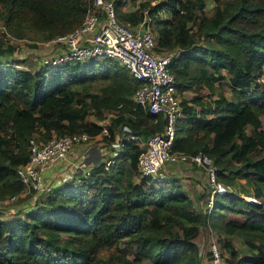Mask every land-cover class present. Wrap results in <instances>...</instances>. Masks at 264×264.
<instances>
[{"label":"trees","instance_id":"1","mask_svg":"<svg viewBox=\"0 0 264 264\" xmlns=\"http://www.w3.org/2000/svg\"><path fill=\"white\" fill-rule=\"evenodd\" d=\"M212 1L210 15L206 0H142L131 9L125 0L113 4L118 22L134 26L148 18L158 47L175 50L169 68L182 115L172 151L208 155L226 191L215 195L210 208L198 210L178 176L139 174L141 146L122 139L108 168L99 161L79 183L56 185L40 201L23 197L15 216L0 220V264H141L145 252L127 256L128 244L136 242L157 247L156 264H202L194 238L207 222L221 234L219 245L229 253L230 264H264V89L254 83L264 63V0ZM92 7L93 0H0V200L23 191L17 169L29 160L33 142L100 133L101 125L88 115L99 120L108 108L119 107L107 123L111 138L121 139L116 131L124 125L142 141L163 128L161 114L133 103L138 81L115 59L98 55L33 70L12 57L15 47L7 34L22 38L32 31L49 41L80 26ZM223 79L230 95L214 92L212 105L198 109L190 101L201 95L182 96L195 86L211 89ZM236 191L251 192L261 201H247L233 195ZM208 196L209 191L201 195ZM228 211L246 217L226 220ZM233 235L243 237L246 252L235 247ZM105 247L112 253L98 257Z\"/></svg>","mask_w":264,"mask_h":264},{"label":"built area","instance_id":"2","mask_svg":"<svg viewBox=\"0 0 264 264\" xmlns=\"http://www.w3.org/2000/svg\"><path fill=\"white\" fill-rule=\"evenodd\" d=\"M52 42L64 46L62 53L54 59H45V63H57L65 60H83L94 56L115 59L128 69L129 74L138 81L132 101L151 114H161L164 125L145 141L129 126H122L116 133L121 139H113L110 146L119 150L123 140H135L141 146L137 157V171L141 175H158L166 161L190 162L201 166L207 176L210 187L206 206L210 208L216 194L224 193L226 186L217 180V166L205 153L186 154L172 151V142L176 133V121L182 115L181 98L177 92L173 74L169 68L170 54L158 47L150 19L145 18L137 25L130 26L117 21L112 0H93L80 26L73 31L57 35ZM254 83L264 89V63L254 76ZM102 129L96 135L86 132L53 136L46 141L33 142L30 146L29 160L19 165L17 173L27 190L40 193L45 189L42 169L54 160L64 159L72 146L90 142L95 136L102 135L109 140L110 132L105 118L99 119ZM111 138V137H110ZM117 153L104 159V167L114 161ZM91 169H82L71 180L79 183L82 177L90 174ZM23 191L22 193H24ZM17 195L9 197L15 201ZM256 200L254 197L251 201ZM211 261L221 262L216 244H211Z\"/></svg>","mask_w":264,"mask_h":264},{"label":"rangeland","instance_id":"3","mask_svg":"<svg viewBox=\"0 0 264 264\" xmlns=\"http://www.w3.org/2000/svg\"><path fill=\"white\" fill-rule=\"evenodd\" d=\"M139 1H142V0H139ZM139 1L138 0H125L124 5L128 9L135 8L138 5ZM150 1H152L153 3L156 0H150ZM213 9H214V2L212 0H206V6H205L206 15H210ZM161 15L163 17L167 16L166 14L164 15L162 13ZM3 32H4V23L0 17V37L2 36ZM27 34L28 36H25L22 38L13 37L12 35L7 34V38H6L9 44L15 47L12 57L18 58V59L20 58L24 60L22 67H35L36 69L37 67H39V65L45 64V59H54L58 57L59 51L61 52L62 50V47H60L59 44L52 42L51 40L48 41V40L42 39L39 33L29 31ZM165 51L166 53L170 55L175 54V50H165ZM92 85H93L92 88L95 89L97 87V82L96 81L93 82ZM217 91L224 92L230 95V89L225 79H223L222 82H220V84H215L214 87L211 89L207 87H199V86L192 87L188 91L184 92L182 96L187 97L188 99L194 98L197 95H201L202 97L205 96L208 98L209 95L210 97L211 95H215L214 92H217ZM179 96L181 98L180 94ZM192 100L194 101V99ZM197 108L199 109L200 107L197 105ZM119 111H120V108L115 106V107L108 108V110L105 113L109 114V120H110L112 117H115ZM260 118L262 121V127L264 128V113H261ZM88 119L90 121H93L95 117L93 115H88ZM251 129L252 127L248 125L247 132H250ZM34 136H35L34 141H37L38 140L37 135L34 134ZM168 162L170 161H166L165 163H168ZM135 175L138 176L139 174L137 173ZM238 181L244 182V179L239 177ZM208 188H209V185H208ZM23 191H25V193H22ZM23 191L20 194H18L15 201L9 200V198L0 200V220L12 219V217L15 216L16 211L19 210L17 209V207L19 206L22 199L25 198L26 200L28 196L33 195V198L34 197L38 198L36 199V201L38 200L40 201L48 193V192L47 193L44 192L42 196L41 195L39 196V194L35 195L34 191L27 190L25 187ZM237 193L238 192L236 191V193H233V195L235 196L237 195L247 201H251V198L254 197L256 199L254 200L255 204H258L261 201V199L259 200L258 198L253 196L251 192L248 193L247 195L242 194V193H238V194ZM194 203H195V207L198 210L200 209L203 211V209H205L206 200H204L203 202L195 201ZM237 205L241 206L244 211L246 210L248 213H250L253 216L257 214L256 211L247 208L245 205L240 204V202H238ZM244 217H246V214H243L242 212H235V211H228L225 215L226 220L228 219L242 220ZM220 235L221 234H219L217 230L211 227L209 222H207L206 224H204L203 226L199 228L198 234L194 238V241L197 243L199 247V256H200L202 264H213L211 261L212 256H211V248H210L212 243L216 244L219 255L221 256V262L219 264H230L227 261V259L230 256L229 253L219 245L218 237ZM231 240L238 250H240L241 252L247 251V244L244 241L242 236L233 235L231 236ZM137 250H141L146 253V256L142 259L141 264H156L157 263L158 249L153 243L151 242L130 243L128 244L127 249H126L127 256L131 257L132 252H135ZM111 253H112V249L105 247L98 252L97 256L105 258Z\"/></svg>","mask_w":264,"mask_h":264},{"label":"crops","instance_id":"4","mask_svg":"<svg viewBox=\"0 0 264 264\" xmlns=\"http://www.w3.org/2000/svg\"><path fill=\"white\" fill-rule=\"evenodd\" d=\"M59 46L62 47L61 52L59 51L60 54L65 48L63 45ZM30 68L33 70L35 69V67ZM213 97V95L208 98L203 96L199 100L194 101L191 99L190 103H193L196 107L197 105L199 107H206L207 105H212ZM104 118L109 123L110 120L108 113H106ZM93 120L98 121L96 118ZM186 126L183 129L184 135H187L188 133V127ZM113 139H117V136L107 140L106 137L97 135L90 142L72 146L64 159L54 160L44 166L42 169V177L45 183V189L40 193L35 192V195L39 194V196H42L44 192H49L54 186L71 181L72 175L79 173L81 168L91 169L99 161H103L111 154H118V151H116V149L111 147L109 144V142ZM158 174L178 176L184 190L194 202H203L204 200L207 201V198L201 197V195L209 191L210 187L208 188L206 172L201 166L190 162H168L163 164V166L159 169ZM35 199L38 198H33L32 195L28 200L35 201Z\"/></svg>","mask_w":264,"mask_h":264},{"label":"water","instance_id":"5","mask_svg":"<svg viewBox=\"0 0 264 264\" xmlns=\"http://www.w3.org/2000/svg\"><path fill=\"white\" fill-rule=\"evenodd\" d=\"M253 202H254V200H253Z\"/></svg>","mask_w":264,"mask_h":264}]
</instances>
